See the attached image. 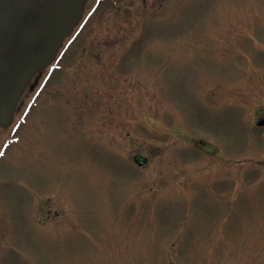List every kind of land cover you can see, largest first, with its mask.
<instances>
[{
	"label": "rangeland",
	"instance_id": "rangeland-1",
	"mask_svg": "<svg viewBox=\"0 0 264 264\" xmlns=\"http://www.w3.org/2000/svg\"><path fill=\"white\" fill-rule=\"evenodd\" d=\"M262 119L264 0H97L0 129V264H264Z\"/></svg>",
	"mask_w": 264,
	"mask_h": 264
},
{
	"label": "water",
	"instance_id": "water-1",
	"mask_svg": "<svg viewBox=\"0 0 264 264\" xmlns=\"http://www.w3.org/2000/svg\"><path fill=\"white\" fill-rule=\"evenodd\" d=\"M86 1L0 0V127L12 121L17 103L19 107L52 64L25 91L33 76L54 59L65 36L78 26L64 39L67 47L97 2L89 0L84 9ZM133 161L145 167L148 157L138 153Z\"/></svg>",
	"mask_w": 264,
	"mask_h": 264
},
{
	"label": "flooded vegetation",
	"instance_id": "flooded-vegetation-1",
	"mask_svg": "<svg viewBox=\"0 0 264 264\" xmlns=\"http://www.w3.org/2000/svg\"><path fill=\"white\" fill-rule=\"evenodd\" d=\"M88 2H89V0H87V2H86V4H85V8H86V6L88 5ZM83 20V19H82Z\"/></svg>",
	"mask_w": 264,
	"mask_h": 264
}]
</instances>
